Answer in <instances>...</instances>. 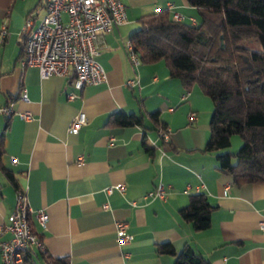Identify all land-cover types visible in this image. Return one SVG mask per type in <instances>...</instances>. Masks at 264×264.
Segmentation results:
<instances>
[{
    "label": "crops",
    "instance_id": "1",
    "mask_svg": "<svg viewBox=\"0 0 264 264\" xmlns=\"http://www.w3.org/2000/svg\"><path fill=\"white\" fill-rule=\"evenodd\" d=\"M119 1L125 23L102 35L96 58L106 80L84 85L76 98L66 100L68 77L39 78L36 68L20 65L26 35L21 29L28 15L32 27L42 20L41 0H0V26L4 23L7 30L0 42V107L13 111L7 117L0 114V132L6 125L0 165L13 172L17 184L0 171V226L13 211L15 190L24 189L28 208L47 216L43 228L29 219L42 247L33 250L66 257L69 264H172L173 256L155 252L161 243L171 244L174 253L189 245L209 264H264V234L257 225L264 184L232 185L217 170L216 153L201 151L212 104L195 86L180 100L185 90L162 62L134 67L123 49L141 16L169 3L171 16L177 13L184 22L196 23L197 10L185 0ZM129 80L137 82L126 86ZM154 110L168 131L166 141L146 116L143 127L105 126L116 111L138 115ZM192 111L197 117L188 122ZM25 112L31 120L19 117ZM78 112L87 123L71 134L67 126ZM79 157L83 160L77 163ZM114 184H124L123 195L103 192ZM157 184L165 191L164 200L143 201ZM198 192L211 208L208 228L195 232L177 211ZM116 222L126 223L132 236L124 248L115 241ZM8 237L2 233L0 241Z\"/></svg>",
    "mask_w": 264,
    "mask_h": 264
},
{
    "label": "trees",
    "instance_id": "2",
    "mask_svg": "<svg viewBox=\"0 0 264 264\" xmlns=\"http://www.w3.org/2000/svg\"><path fill=\"white\" fill-rule=\"evenodd\" d=\"M185 1L197 10L198 22L174 21L169 11L158 9L137 19L139 26L129 41L139 63L162 62L184 90L195 86L210 99L209 131L201 151L216 153L219 173L228 175L236 186L264 184V0ZM145 116L151 129H165L156 110L138 115L116 111L108 115L105 126L143 127ZM232 135L242 143L231 154L225 149ZM0 171L17 187L12 171L1 165ZM210 208L205 194L198 192L187 196V204L177 213L193 231L200 232L208 228ZM155 252L173 256L172 264H209L189 245L174 253L171 244L161 243ZM23 260L25 264H69L66 257L55 259L33 249Z\"/></svg>",
    "mask_w": 264,
    "mask_h": 264
},
{
    "label": "built area",
    "instance_id": "3",
    "mask_svg": "<svg viewBox=\"0 0 264 264\" xmlns=\"http://www.w3.org/2000/svg\"><path fill=\"white\" fill-rule=\"evenodd\" d=\"M44 5V17L34 27H32V17L27 16L22 26L25 33L23 57L20 61L22 67L36 68L39 78L57 76L69 78V91L65 94L66 100L77 97V92L84 85L100 84L106 80L105 73L101 65L96 61L99 55V46L102 42V35L113 26H120L125 23L126 13L123 4L119 0H41ZM171 5L165 4V10H169ZM157 10H155L156 12ZM66 17V19L63 18ZM171 19L183 21V16L173 13ZM190 24H195L189 19ZM4 23L0 26V42L6 36ZM132 43L128 40L123 49L126 51V58L132 66H139L138 53L133 50ZM135 80L126 82V86H133ZM189 93L185 90L180 95V100ZM21 101H26L27 95L21 91ZM10 107H0V114L10 116ZM23 120H31V115L27 112L19 113ZM72 121L68 124L67 130L71 134H77L80 127L87 123V118L82 112L76 113ZM188 122H192L196 117V112H189ZM167 130H159V136L167 140ZM83 160L77 159V163ZM12 164L16 159L10 157ZM203 188V186H200ZM124 184H114L107 186L103 192L107 195L113 191L124 194ZM15 202L13 211L7 215L5 224L0 226V234L9 235L8 239L0 241V261L1 264H25L24 254L30 249L42 250L40 239L29 222L32 217L43 228L47 223V216L42 210L32 211L28 208L27 197L24 189L15 190ZM165 191L160 184H157L150 192L142 198L164 200ZM135 206L134 202L129 203ZM107 209L108 206H102ZM126 223L116 222L114 224L115 241L119 248L128 246L131 234L126 231ZM260 233L264 234V206L261 209L260 219L257 221ZM121 256L128 257L124 249H120Z\"/></svg>",
    "mask_w": 264,
    "mask_h": 264
},
{
    "label": "rangeland",
    "instance_id": "4",
    "mask_svg": "<svg viewBox=\"0 0 264 264\" xmlns=\"http://www.w3.org/2000/svg\"><path fill=\"white\" fill-rule=\"evenodd\" d=\"M205 98L211 103L210 99H208L207 97H205ZM210 111H211V107H210ZM240 143H242L240 137L237 135H232L230 143H229V147L226 148L225 150L230 151L231 154L235 153L238 150Z\"/></svg>",
    "mask_w": 264,
    "mask_h": 264
},
{
    "label": "water",
    "instance_id": "5",
    "mask_svg": "<svg viewBox=\"0 0 264 264\" xmlns=\"http://www.w3.org/2000/svg\"><path fill=\"white\" fill-rule=\"evenodd\" d=\"M222 39V38H221Z\"/></svg>",
    "mask_w": 264,
    "mask_h": 264
}]
</instances>
